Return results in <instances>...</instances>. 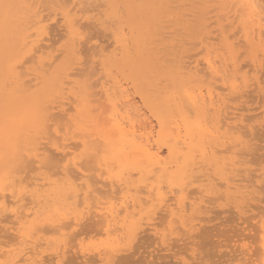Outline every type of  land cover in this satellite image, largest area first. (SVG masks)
<instances>
[{
	"label": "bare ground",
	"instance_id": "1",
	"mask_svg": "<svg viewBox=\"0 0 264 264\" xmlns=\"http://www.w3.org/2000/svg\"><path fill=\"white\" fill-rule=\"evenodd\" d=\"M82 1L84 0H5L7 3L33 5V7L16 10L19 21L13 26L7 44L2 31H0V95H3L5 91L8 56L27 59L25 53L33 51L34 46L39 51L25 65V75L19 79H14L9 84L10 90L12 88L21 90L27 88L36 94H40L46 89L51 91L65 88L64 95L67 96L68 92L72 90L77 77L87 76L91 70L86 63L89 61L87 60L84 63L86 66L77 64L72 68L73 76L69 77L67 75L73 59V47L71 44L66 46L68 55L66 58L61 57L64 63L56 59L60 55V53H56L57 55L52 53L57 51V48L54 49L53 47V41L56 40L54 39L56 36L53 38L54 40L51 39L52 41H50L52 45L49 41L47 45V39L50 40V37L48 38V28L46 33L42 34L38 30L39 25L35 23V20L38 19L35 15L37 12L36 5L41 6L39 12L47 24L49 21L57 19V9L51 7L52 5L73 4L75 5L72 9L74 15L81 18L95 12V14H99V10L102 7L110 6L104 7L102 10L114 18L115 26L118 29L115 33L107 32L111 33L114 42V48L111 51L108 50L109 53H112V56L108 59L107 68L101 69L97 67V71L95 69V73L99 71L98 73L101 74V71H103V78L99 81L96 79V81L94 79L91 81V87L87 89L88 103L83 106V110L78 114L80 126L88 129L87 140L90 158L86 157L83 161L77 162L75 166L70 165L67 169L64 168V163L69 160V155L66 154V151L76 156L80 149L74 146L79 144L84 138L83 134L72 138L70 141L76 140V142L74 145L69 143L67 149L63 147V137L59 142L60 151H57L52 143L44 144L41 147V160L33 163L34 165L36 164V168L32 169L35 166L31 164L32 167H29L31 170L28 171L29 173L37 169L35 172L38 174L34 173L36 175V177L34 176L35 178H30V180L26 178L25 180V183L30 184L38 191V198L33 201L30 195L27 196L25 199L29 207H23L25 200L18 202V206L22 209V216H14L12 213L4 214L0 210V223L11 221L10 223L12 224L13 222L14 224V230L18 227V230L15 231L18 240L16 239L15 241L12 235L9 238L11 241L9 239L8 241L0 240V261L5 262V264H11L12 261L17 259L21 261V264H25V262L31 264L32 261L37 260L42 261L43 264H55L57 260L64 259L65 251L68 248L66 240L70 241L73 238L71 233L74 234V238H76V235L78 239L80 234H90L95 237L103 236L97 237L98 240L95 242L100 251L94 248L89 252H84L79 251L80 248H75L80 253L79 255L77 253L80 261H77V257L74 264H87L92 260L94 262V258L97 257L101 260L102 256L107 258L112 255L115 258L118 253L122 254L123 251L130 249L128 247L132 243L129 244L126 235L128 227L125 215L127 214V223L129 224L133 219L132 211L134 208L137 210V217L139 216L140 203L142 199L147 198L148 187H151L152 183L158 184V179L149 182L148 187H143L139 172L136 173L137 177H127L123 185L119 181L114 182L113 179L106 178L110 175L109 168L112 165V157L114 155L125 162L131 161L135 163L137 167L144 170L145 175H148L150 171H155L156 177H159L161 172L166 173V200L161 205L157 199L152 220H154V215L157 216L158 211H163V215L158 214L157 218H160V216L162 219L165 218L166 226H168L169 221H173L176 233H181V229H183L185 231H183V234L187 233L189 236L185 235L190 239L191 234L200 227L201 221L205 223L208 220L202 213L206 214L211 211V204L214 201L221 199V205L218 203L220 206L225 204L226 201L230 202L229 205L234 203L235 207H233L237 208L238 211H236L240 213L239 210L243 211V207L250 208L249 202L258 199L256 192L258 193L261 190V188L257 190L256 186L259 188L258 183H261V180L264 179L262 173L258 174H261L262 177H259L261 180L255 177V179L252 178L253 181L252 179L248 180L246 177V173H250L249 170H252V168L249 169L250 165H248L252 161H249L247 157L253 153L252 150L254 149L253 147L251 150L248 146L250 141L248 136L251 134L248 131L251 128L248 130L244 129L246 128L244 123L250 124V122L243 123V119L248 117H241V111L239 112L236 106H231V100L233 102L237 97L239 99L242 94L235 95L231 93L230 77L233 73L226 65L231 64L235 52L243 46L251 45L257 50L260 49L261 25L264 23L261 19V8L264 7V0H90L92 1V8H85V4L84 8H81L80 6L83 5ZM88 3L90 5L91 2L86 0L87 5ZM96 3L97 6H95ZM241 5H255V8L238 7ZM111 23L112 21H110ZM236 24L237 28L233 31H237L236 34H240L238 39L241 42L235 38L237 40H234L235 48L229 49L228 43L233 41L235 37L233 34L235 33L228 34V32L232 27L235 28ZM52 25L54 26L53 23ZM225 25H230L227 31L224 30ZM92 26L95 27V25ZM211 28L214 29V32ZM182 30L189 31V35L190 32L195 31V36L191 33L192 36L187 37V32H180ZM64 31L63 34L66 36V29ZM59 33L62 34L61 32ZM181 33L183 36H181ZM213 33L217 34L213 36ZM58 36L57 33V40ZM117 36L120 38L119 41H117ZM193 37L196 41L192 44H199L201 47L200 51L205 52L202 61L201 59H190L193 57L186 54L187 49L190 48L186 44H189L190 41L186 42L185 40ZM213 39L218 42L216 43ZM80 47V44L77 43L76 48ZM59 51L61 50L59 49ZM87 51L85 50V52ZM88 52L91 53L90 51ZM84 66L86 69L83 68ZM248 67L253 70L258 69L259 58L256 59L255 64L250 61ZM225 74H227L229 79H226ZM69 81L71 82L69 83ZM218 83L220 84L219 86ZM128 85L132 90L134 89L133 92L129 91L130 87ZM256 85H259V83L257 82L255 87ZM259 87L257 86L258 89ZM222 91L225 93H222ZM136 96L139 98L138 100L143 102L144 111L140 109L141 106L138 105L137 102L139 101L136 100ZM74 111L75 107L73 106ZM261 112L263 114L259 111L260 116L261 114L262 116H258V118L264 117V110L262 109ZM248 119L250 120V118ZM255 126L253 125L254 128ZM257 128L259 126L256 127V130ZM80 147L82 148L84 145L80 144ZM169 149H171V154ZM58 154H60L59 157ZM45 156L50 157L53 164L59 160V163L55 164L58 166L54 165L55 167L53 166L54 168L51 169L52 171L54 169L56 175H50L49 172L45 171H50L49 167L47 169L37 167L38 164L44 163ZM77 160L79 161V157H77ZM60 161H63L62 165ZM81 163L83 167H81ZM258 164L261 165L259 166L261 169V162ZM2 167L3 165L0 163V168ZM90 167H94L95 172H92ZM259 168L258 171L260 170ZM57 169L59 170L56 172ZM262 169L264 168L262 167ZM89 170L91 171L89 172ZM185 172H187L189 178L194 177V179L192 183L184 184V199L182 200L179 188H168L167 178L172 177L177 183H183ZM93 174L95 175L93 176ZM57 177L60 178V182L53 183V181L57 180ZM137 184H141L139 191L136 189ZM191 186L196 188H189ZM260 186L263 188V185L260 184ZM130 188L131 194H129ZM208 192H212V195H207L206 193ZM152 195L155 197L156 193ZM133 199H135L134 204ZM227 202L226 205H228ZM121 203H127L130 207H125L121 210ZM206 204L211 207L208 205V208ZM9 207H12L11 197H9ZM58 209L59 213L57 212ZM245 210L248 211L247 208ZM173 213H175V216ZM186 217L189 219L185 224L183 221ZM145 221L144 224L154 226L153 222ZM158 222L155 223L157 224ZM32 224H35L39 230L29 239L26 233ZM84 224L88 226L82 227ZM144 224L140 225L139 230L136 232L135 240L136 235L141 232L143 235L140 234L139 238L137 236V240L142 236L145 238L147 229L146 227L145 229L143 228ZM1 225L3 226L4 224ZM1 225L0 228H2ZM89 226L91 227L88 228ZM74 228L76 230L79 229L78 234L75 230L73 231ZM6 229V231L1 229L0 231L6 233L11 228ZM105 229H108V231L106 232ZM160 229L158 231H162L164 227H160ZM200 229L199 231H201ZM212 229L210 230L211 232ZM218 229L216 230L218 231ZM202 231L204 234L206 233L204 230ZM210 231H208L209 234ZM22 232L25 233L24 236H21ZM49 232H51V237L48 235ZM170 232L171 230L169 234ZM257 232L262 235L261 229ZM10 233L13 234L12 231L9 232V235ZM54 234L57 236L53 237L55 236ZM260 234L259 247L262 242ZM150 236L149 234L148 239H151ZM202 237L204 236L202 235ZM5 238L7 239V236ZM168 240H170L169 237ZM190 241L188 240L186 243H190ZM70 243L69 245H72ZM73 243L74 245L72 246L77 245L76 242ZM149 244L152 245L151 242ZM193 244L195 243L193 242L192 246H194ZM65 245H67L66 249L63 250ZM79 245L80 241L77 247ZM132 246H135V243ZM175 246L177 245L175 244ZM184 246L187 245L181 246V249ZM113 247L118 249V251L113 252ZM244 249L241 251L245 252ZM194 250H196L195 246L193 251L191 249L190 252H194ZM92 251H95L96 254H94L95 252L91 254ZM262 251L264 250L260 248V256ZM238 252L240 253V251ZM174 253L176 254V252ZM121 254H119L122 259L121 262L123 260L129 261V256H132L129 255L125 259L123 254ZM197 254L200 255V252ZM244 255H241L242 257L236 255L238 258L234 255L233 258L236 259L234 264H238L240 261H244L247 264L250 256L243 257ZM230 256L232 257V255ZM197 258H201V261H203L201 256H197ZM245 258H247V261ZM253 259L255 258H252V262L255 264L256 259ZM125 261H123L124 264L131 263V260L129 262ZM206 261H208V258Z\"/></svg>",
	"mask_w": 264,
	"mask_h": 264
},
{
	"label": "snow or ice",
	"instance_id": "2",
	"mask_svg": "<svg viewBox=\"0 0 264 264\" xmlns=\"http://www.w3.org/2000/svg\"><path fill=\"white\" fill-rule=\"evenodd\" d=\"M32 7L33 5H15L7 3L5 0H0V31H2L5 37L6 44L12 33L13 26L19 21L16 10ZM35 7L37 8L35 15L38 17L35 23L39 25L38 30L42 34L46 33L48 24L45 23L44 17L40 15L39 9L41 6L36 5ZM51 7L57 9L58 18L49 22L60 24L61 28L66 29L67 33L59 46L61 51L56 59L61 60V57L66 58L68 55L66 46L71 44L73 47V59L67 75L69 77L73 76L74 72L72 68L77 64L83 65L89 59L91 61V71L87 76L78 77L76 79L72 90L68 92L67 96L64 95L65 88L51 91L46 89L40 94H36L27 88L23 90L12 88L10 90L9 84L12 83L14 79H19L25 75V65L28 64L29 59L35 57L39 49L34 46L33 51L25 53L27 59L8 56L5 91L3 95H0V163L3 165V167L0 168V210H2L4 214L12 213L14 216H22V209L18 206V202L25 200L23 207H29L25 198L29 195L32 197L33 201L38 198V191L30 184L25 183V180L27 172L30 170L29 165L33 164L35 161L41 160L40 149L44 144L52 143L53 147H55L57 151H60L61 146H59V142L62 137L63 147L67 149L72 138L83 134L84 138L79 144L74 146L80 149L77 155L73 156L70 152L66 151V154L69 155V160L64 163V168L67 169L70 165L75 166L77 162L83 161L86 157L90 158L87 140L89 134L88 129L80 126L78 114L83 110V106L88 103L87 89L91 87V80L95 78L99 81L103 78V71H101L100 76L97 77L95 69L97 67L101 69L107 68L108 59L112 56V53H109L106 48L102 47L99 40L93 39L90 33L93 24L104 31L113 33L117 32L118 29L115 26L114 18L104 11L99 14L92 13L81 18L74 15L72 9L75 5L73 4L52 5ZM80 7L84 8V5ZM238 7L255 8V5H241ZM261 12V19L264 21V7L261 8ZM81 19L89 23L86 25L81 22ZM110 21H112L111 24ZM228 27H230V25H225L224 30L227 31ZM116 38L117 41H119V36ZM77 43L81 45L80 48H76ZM85 43H89V48L92 49L90 56H88L82 47ZM228 48L234 49L235 42L230 41L228 43ZM241 57H243V59H241ZM257 58H259L258 69L253 70L250 67H244L246 61L250 60L252 64H255ZM61 62L64 63L63 60H61ZM226 67L230 68L233 73L230 77L232 94H242L249 86H255L257 82L260 85L261 91L264 92V23L261 25L260 49L257 50L251 45L241 47L235 52L231 64L226 65ZM212 70L217 71L216 69ZM256 73H258V76ZM217 74L219 75L218 72ZM225 75L226 79H229L227 74ZM70 82L71 81H69V83ZM73 106L75 107L74 112ZM259 123L261 128L264 129V119L260 120ZM80 144H83L84 147L81 148ZM169 151L171 154V149H169ZM77 157H79V161ZM43 166H47L51 170L54 164L50 157L45 156L44 163L37 165V167ZM81 167H83L82 163ZM138 172L140 173V181L143 187H148L149 182L154 179H158V184L152 183V186L148 187V196L146 199H142L140 203L138 217L135 208L132 211L133 219L130 224L127 223V214L125 215V221L128 227L126 235L129 244L133 242L140 225H142L145 220L149 223L151 222L157 199L161 205H163L166 200V173L164 172H161L159 177H156L155 171H150L148 175H145L144 170L137 167L135 163L131 161L125 162L123 159L114 155L112 157V165L109 168L110 175L106 178L113 179L114 182L119 181L121 185H123L127 177H134ZM50 175H56V173L50 171ZM262 175H264V169H262ZM193 179L194 177L189 178L187 172H185L183 183H177L174 178L168 177L167 186L169 189L179 188L181 199L183 200V186L184 184L192 183ZM59 182V177H57L56 181H53V183ZM141 184L136 185L137 191L140 190ZM261 184L264 185V179L261 180ZM153 193H156L155 197L152 195ZM129 194H131V188L129 189ZM206 194L212 195V192ZM9 197H11L12 207H9ZM134 203L135 199H133V204ZM125 207H130V205L121 203V210ZM57 212L59 213V209ZM60 214L63 215L62 213ZM173 215L175 216V213H173ZM188 219L189 218L186 217L183 223L186 224ZM169 229L173 234L176 233V227L173 221H169L162 236V241L166 246L169 242ZM38 230L35 224L29 226L28 232L26 233L28 238L30 239ZM105 231L107 232L108 229H105ZM261 231L262 242L260 248L264 250V220L261 222ZM24 235L25 233L22 232L21 236ZM106 247H108V245H106ZM244 247L247 248L249 245L245 244ZM94 248L100 251L94 241H80L81 251L89 252ZM112 250L113 252L118 251L115 247H113ZM0 264H5V262L0 261ZM11 264H21V261L17 259L12 261ZM25 264H27V262H25ZM31 264H43V262L37 260L32 261ZM55 264H66V261L57 260ZM93 264H119V262L116 261L112 255H109L107 258L102 256L99 262H93ZM176 264H205V262L180 258L176 261ZM207 264H214V262H207ZM238 264H245V262L240 261ZM247 264H253V262L248 261ZM255 264H264V251H262L261 256L256 259Z\"/></svg>",
	"mask_w": 264,
	"mask_h": 264
},
{
	"label": "rangeland",
	"instance_id": "3",
	"mask_svg": "<svg viewBox=\"0 0 264 264\" xmlns=\"http://www.w3.org/2000/svg\"><path fill=\"white\" fill-rule=\"evenodd\" d=\"M83 2H85V3H83ZM88 2H91L90 3V5H89V3H88V5L86 4V0H84V1H82V4L85 6V8H88V7H90V6H92L91 4H92V1H90V0H88ZM98 3V2H97ZM97 3H96V5L95 6H97ZM92 8V7H91ZM100 8H101V6H100ZM99 7H98V9H100ZM104 7H102L99 11H100V13L102 12V11H104V10H102ZM86 13H88V12H86ZM92 13V12H91ZM96 13V12H95ZM89 14V13H88ZM88 16V15H87ZM56 18H58L57 16H56ZM81 22L82 23H84V24H88L89 22L88 21H84L83 19L81 20ZM50 22H48V24H49ZM236 23V22H235ZM213 24V23H212ZM211 24V25H212ZM50 25V26H49ZM48 25V31H49V35H48V38L50 37V40L49 39H47V41H46V43H47V45H48V43L50 42V41H52L51 39H53L55 36V38L54 39H56L57 40V33H58V40L56 41V40H54L53 42H54V44H53V47H54V49H56L57 51H53V49H52V53H54V54H56V53H60V51H59V49H60V47H59V43L61 44V42L64 40V38H65V35L63 34V32H65L64 31V29H62V28H60L61 26H60V24H54V26L52 25V23H50ZM93 25H95V24H93ZM235 25V24H234ZM233 25V26H234ZM212 26H214V25H212ZM56 27V28H55ZM96 28V29H95ZM214 29H216L215 27H213ZM213 28H211L212 29V31L214 30ZM232 28H234V27H232ZM230 29L229 30V32H228V34L229 33H231V34H233L232 32H234L233 30H236V28H237V24H236V27L234 28V29ZM58 29V31L59 32H61L62 34H60L58 31L56 32V30ZM92 29L93 30H91V33L90 34H92V36H93V38H94V34H95V38L94 39H97V40H99L100 41V45L102 46V47H106V49H107V51L108 50H112L113 48H114V42H113V38H112V36H111V33H107L108 31H104L103 29L101 30V28H98L97 26H92ZM96 30H98L97 32H95ZM55 31V32H54ZM105 33H104V32ZM183 31L184 30H182V31H180V32H182L183 33ZM99 32V33H98ZM187 31H184V33H186ZM189 32V31H188ZM187 32V37L188 36H190L191 35V33H192V35L193 36H195V31H192V32H190V35H189V33ZM214 32V31H213ZM216 32V31H215ZM237 32V31H236ZM236 32H234L235 34H236ZM56 33V34H55ZM102 33H103V35H102ZM106 33H107V35H106ZM182 33H181V36H183L182 35ZM101 34V35H100ZM109 34V35H108ZM217 34V33H216ZM216 34H212L213 36L214 35H216ZM233 34V36H235L234 38L233 37H231V38H233V41L235 40V41H237L236 39H238L239 38V33L238 34ZM61 35H62V37H61ZM100 35V36H99ZM186 35H184V36H186ZM191 35V36H192ZM64 36V37H63ZM99 36V37H98ZM238 36V37H237ZM61 37V38H60ZM101 37V38H100ZM104 37H105V39H104ZM109 37H110V39H109ZM230 38V39H231ZM236 38V39H235ZM61 39H63V40H61ZM110 41H109V40ZM216 39V38H215ZM215 39H213V40H215ZM102 40V41H101ZM238 40H240V39H238ZM49 41V42H48ZM56 41V42H55ZM186 42H188V41H190V43L188 44H186L187 45V47H190V48H188L187 49V51H186V54L188 55H190V57H193V58H190V59H197V60H199V59H201V61H202V58H203V56H204V54H205V52L204 51H200V45L199 44H192V43H195L194 41H196V39L193 37V38H188V40H185ZM216 41V40H215ZM52 42V43H53ZM110 42H112V43H110ZM213 42V41H212ZM218 41H216V43H217ZM240 42H241V40H240ZM57 43V45H55ZM90 43V42H89ZM89 43L87 44V43H85L82 47H83V49H84V47H86V45H87V47L84 49V50H88V49H90V50H88V51H90V52H92V49L91 48H89ZM111 45H110V44ZM214 43V42H213ZM215 43V44H216ZM50 44H51V42H50ZM106 44V45H105ZM192 44V45H191ZM52 45V44H51ZM51 45H49V47L51 46ZM105 45V46H104ZM108 45V46H107ZM195 45V46H194ZM219 45H220V41H219ZM81 46V45H80ZM212 46H213V44H212ZM214 46H216V45H214ZM217 46H218V44H217ZM216 46V47H217ZM51 48H52V46H51ZM88 48V49H87ZM86 52L87 54H88V56L89 55H91V53H89V52ZM200 53H199V52ZM109 52V51H108ZM194 53V54H193ZM192 54V55H191ZM200 54V55H199ZM57 55V54H56ZM188 55V56H189ZM195 57H194V56ZM241 59H243V57H241ZM89 61H90V59H89ZM88 61V62H89ZM88 62H86L87 63V65H89L90 66V64H91V61L88 63ZM247 62V63H246ZM245 62V64L246 65H248L249 66V63H250V60L249 61H246ZM202 64V63H201ZM200 64V65H201ZM85 65V64H84ZM246 65H244V67H248V66H246ZM86 66V65H85ZM85 66L83 67V68H85ZM89 66H88V68H89ZM250 66H251V64H250ZM88 68H87V71H88ZM99 68V67H98ZM86 69V68H85ZM90 70V69H89ZM98 69H96V71H97ZM100 70V69H99ZM91 71V70H90ZM99 72V71H98ZM98 72H96L97 74L96 75H98L99 76V74L100 73H98ZM258 74V73H257ZM256 74V75H257ZM97 76V77H98ZM258 76V75H257ZM80 77V76H79ZM78 78V77H77ZM94 80H95V78H93ZM92 79V80H93ZM91 80V81H92ZM96 81V80H95ZM93 83V82H92ZM96 84V83H95ZM217 84V83H216ZM220 84L218 83V86H219ZM129 86V85H128ZM257 86L259 87L260 85H256V87L255 86H250V87H248L243 93H242V96L241 97H239V99H238V97L236 98V99H234V101L232 102V100H231V106L233 105V107H235L236 106V108L238 109V111L240 112L241 111V117L242 116H244L243 118H250V120L247 118V119H243V123L244 122H250V124L249 123H244L245 125H246V128H244V129H246V130H248L249 128H251V130L250 131H248V132H250L251 134H249V139H250V141H249V143H248V146L250 147V149L252 150L253 149V147H254V149L252 150L253 151V153H251V154H249V156L247 157V159H249V161H252V162H250L248 165H250V168L249 169H251L252 168V170H249L250 171V173H246L247 175H246V177H247V179L249 180V179H255V177H257L256 179H258L259 177H262L261 176V174L260 175H258L259 173H262V167L264 168V146H263V144H264V130L262 129V128H260L261 126H260V123H259V121L260 120H262L264 117H262V118H260L261 116H262V112H261V110L263 109L264 110V92H262L261 91V88L259 87V89L257 88ZM130 87V86H129ZM129 87H128V89H129ZM254 87H255V89H254ZM98 88V87H97ZM97 88H95V89H97ZM133 88V87H132ZM252 88H253V90H252ZM130 89H131V87H130ZM129 89V91H132L133 92V90L131 89L130 90ZM220 89L222 90V88L220 87ZM219 89V90H220ZM247 91H249V92H247ZM221 92V91H220ZM222 93H225L224 91H222ZM136 95V94H135ZM139 98H137V96H136V100L137 101H139V102H137L138 103V105L139 106H141V110L144 108L145 109V106H144V104H142L143 102L141 101V100H138ZM137 105V106H138ZM263 105V106H262ZM139 106H138V108H139ZM144 109L142 110V111H144ZM259 111H260V113H262L261 114V116H260V113H259ZM145 112L147 113V111L145 110ZM147 115H149V113H147ZM256 115V116H255ZM258 116H260L259 118H260V120H258L259 118H258ZM149 117L151 118V116L149 115ZM257 117V118H256ZM253 118V119H252ZM256 118V119H255ZM244 120H246V121H244ZM251 121H252V123H251ZM258 121V122H257ZM242 123V124H243ZM247 124H248V126H247ZM251 127H250V126ZM253 125L255 126V125H257V126H255V128L253 127ZM259 126V128H257V130H256V127H258ZM253 128V129H252ZM262 131H261V130ZM253 130V131H252ZM256 130V131H255ZM259 130V131H258ZM254 132V133H253ZM261 132V133H260ZM262 135V136H261ZM75 142H76V140H73V141H70L69 143H70V145H74L75 144ZM257 146V147H256ZM262 146V147H261ZM259 147V148H258ZM262 148V149H261ZM256 149V150H255ZM250 150V151H251ZM251 151V152H252ZM257 151V152H256ZM256 152V153H255ZM164 153H165V150H164ZM57 154V153H56ZM55 154V156L57 157V155ZM60 156V154H58V157ZM262 156V157H261ZM57 159V158H56ZM56 159H55V161H56ZM59 159V158H58ZM255 159V160H254ZM257 159V160H256ZM261 159H263V160H261ZM259 161V162H258ZM61 162V165H62V162L63 161H60ZM257 164H256V163ZM261 162V164H262V167H261V169L259 168V166H261L260 164H258V163H260ZM56 163H59V160H58V162H56ZM55 163V164H56ZM54 164V165H55ZM34 165V164H33ZM87 166H88V164H86ZM35 167H32L31 165H29V167L31 168L32 167V169L33 168H36V164L34 165ZM56 166V165H55ZM54 166V167H55ZM58 166V165H57ZM56 166V167H57ZM91 166V165H90ZM54 167H52V168H54ZM249 167V166H248ZM260 169L259 171H258V168ZM47 169V166H43V169ZM51 168V169H52ZM91 169H92V172H95V169H94V167H90ZM257 168V170H255ZM42 169V170H43ZM56 169V168H55ZM59 169H60V167H59ZM59 169H57L56 170V172L59 170ZM31 170V169H30ZM37 170V169H36ZM36 170H34V171H30L28 174H27V176H26V178H29V180H30V178H33L34 176L36 177V173L37 172H35ZM257 172H255V171ZM44 171V170H43ZM46 172H49V174H50V171H52V170H50V171H47V170H45ZM44 171V172H45ZM91 170H89V172H90ZM52 172H54V169H53V171ZM35 173V174H34ZM38 174V173H37ZM47 174V173H46ZM48 174V175H49ZM96 174V173H95ZM95 174H93V176L95 175ZM91 175V174H90ZM38 176V175H37ZM136 177H137V175H135ZM264 176V175H263ZM34 177V178H35ZM92 178V177H91ZM252 179V180H253ZM260 180H261V178H259ZM28 180V179H27ZM259 180V181H260ZM254 181V180H253ZM253 181H251V182H253ZM260 184L261 183H258V185H259V188H258V186H256L257 187V190H259L260 188H261V190H259V192H261L260 194H259V192L257 193L256 192V190H255V192H256V194H257V197H258V199H256V200H251V202H249V204L251 205L250 206V208L249 207H243V211H240L239 210V212L240 213H238L237 211V208L235 209L234 207V203H231L230 205H229V203L226 201V200H224V201H226L227 202V204L228 205H226V202H225V204H222V206H220L221 205V203H222V200L221 199H217L216 201H212L213 203L211 204L212 205V210L211 211H209V209H208V211L210 212H208V213H206V214H204V213H202L203 215H204V217L206 218V219H208V220H206V219H204V220H206L205 221V223L203 222V221H201L202 223L200 224V227H199V224H198V230H195L192 234H191V239L188 237L187 238V236H189V235H187V233H184L183 234V229H181V233H175V234H172V232H170V236H169V239L170 240H168L169 242H168V244H167V247H166V245L163 243V241H162V236L161 235H163L162 233L165 231V227H167L166 225V220H165V218L164 219H162V215H163V211H158V214L159 215H161L160 216V218H157L159 215L157 214V211H156V214H157V216L156 215H154V217H153V219L154 220H152L151 222H153L154 223V226H150V224L148 225V224H144L143 225V228L145 229V227H146V229H147V231H145L146 233V235H145V238H144V236H142V237H140V239H138L137 240V236H138V238H139V235L140 234H142L143 235V233L141 232L140 234L138 233L137 235H136V240H135V238H134V243H135V246H132V244L134 245V243L132 242V244L131 245H129V247L128 248H130V249H127V250H125V252L123 251L122 252V254H123V258H125V259H127V257L129 256V255H132V256H129L130 258L128 259L129 261L131 260V263H125V264H153V262H154V264H176V261L178 260V259H180V258H183V259H198L197 258V256L198 257H202V260H203V262H205L206 264H207V262H214V264H218L219 262L221 263V264H229V263H232V264H234V263H236V259L235 258H233V256L235 255H238V256H241V255H244L243 257H248V256H250V257H248V261H252V258H255V259H257V258H259L260 257V247L258 246V243H259V232H257V231H260V229H261V222H262V220H264V185H263V188L260 186ZM262 185V184H261ZM194 187V186H193ZM192 186L191 187H189V188H191V189H194V188H196V187H194L193 188ZM188 188V189H189ZM104 189H106V188H104ZM115 189V188H114ZM256 189V188H255ZM117 190V189H116ZM263 191V192H262ZM263 193V194H262ZM260 196H259V195ZM253 196L254 197H256L255 196V194H253ZM256 197V198H257ZM220 200H221V202H220ZM258 200V201H257ZM224 201H223V203H224ZM260 201V202H259ZM206 203H209V202H206ZM218 203H220V205H218ZM210 204V203H209ZM208 204V205H209ZM208 205L206 204V206L208 207ZM220 206V207H219ZM234 206V207H233ZM209 207H211L210 205H209ZM208 207V208H209ZM245 208H247V210L248 211H246L245 210ZM157 210V209H156ZM158 210H160V209H158ZM237 210V211H236ZM236 212V213H235ZM161 213V214H160ZM201 214V215H202ZM219 215H220V219H219ZM213 217V219H211L212 217ZM201 217V216H200ZM216 217V218H215ZM156 218V219H155ZM215 218V219H214ZM241 218H242V220H241ZM244 218V219H243ZM202 219V218H201ZM209 219H211V220H209ZM13 220V219H12ZM159 222H158V221ZM203 220V219H202ZM233 220V221H232ZM93 221V220H92ZM6 222V223H5ZM11 221H4L3 223H0V225L1 224H4L3 226H2V228L3 227H5V228H0L1 230H4V231H6L7 229L6 228H11V229H9L8 231L9 232H11L12 231V233L13 234H11L10 233V235H9V232L6 234L5 232H1L0 231V240H4V241H8V239L11 237V235L13 236V238H15V241H16V236H17V234H16V230H18L17 228L18 227H16L15 228V230H14V224H13V222H12V224L10 223ZM88 222H91V221H88ZM146 222V221H145ZM155 222H158L157 224L155 223ZM166 222V223H165ZM234 222V223H233ZM242 222V223H241ZM87 223V222H86ZM5 224H7V225H9V226H5ZM11 224V225H10ZM16 224V223H15ZM88 224V223H87ZM87 224H84V225H82V227H84L85 225H87ZM155 224H156V226H155ZM161 224H163V225H161ZM204 224V225H203ZM89 225H90V223H89ZM161 225V226H160ZM218 225H220V226H218ZM255 225V226H254ZM17 226V225H16ZM88 226V225H87ZM148 226V227H147ZM162 228V227H164V229H162V231H158V230H161L160 229V227ZM209 228V230H208V228ZM212 226H213V229H212ZM215 226V227H214ZM218 226V227H217ZM235 226V227H234ZM259 226V227H258ZM91 226H89L88 228H90ZM153 227H154V229H153ZM156 227H158L157 229H156ZM217 227V228H216ZM233 227V228H232ZM81 228V227H80ZM87 228V229H88ZM180 228V227H179ZM201 228V229H200ZM214 228H215V230H214ZM218 228H222V230H220V229H218ZM235 228H236V231H235ZM257 228V229H256ZM6 229V230H5ZM13 229V230H12ZM82 229H86V228H82ZM153 229V230H152ZM199 229L201 230V231H199ZM207 231H206V230ZM212 229V232L210 231ZM216 229H218V231L216 230ZM232 229V230H231ZM75 230V232L78 234V232H79V229H73V231ZM177 230H179L178 228H177ZM202 230H204V232H206L205 234L203 233V231ZM224 230V231H223ZM227 230V231H226ZM234 230V231H233ZM14 231V232H13ZM69 231H72V230H69ZM68 231V232H69ZM157 231H158V233H157ZM170 231V230H169ZM208 231H210V234H209V232ZM74 232V233H75ZM144 232V231H143ZM148 232V233H147ZM157 234H156V233ZM162 232V233H161ZM178 232V231H177ZM185 232V231H184ZM221 232V233H220ZM50 233L51 232H49V234L48 235H50ZM75 233V234H76ZM161 233V234H160ZM194 233H196V234H194ZM201 233H203L202 235L204 236V237H202V235H201ZM212 233V234H211ZM225 233V234H224ZM151 235L150 237H151V239H148V235ZM187 236H186V235ZM193 234H194V236H193ZM208 234V235H207ZM227 234H228V236H227ZM232 234V235H231ZM6 237L7 236V239L4 237V236ZM55 236H53V237H56L57 235L56 234H54ZM71 235L73 236V238H74V234H72L71 233ZM183 235V236H182ZM195 235H196V237H195ZM201 235V236H200ZM261 235V234H260ZM87 236V237H86ZM102 236V235H101ZM101 236H97L98 238H100ZM156 236V237H155ZM254 236V237H253ZM48 237V236H47ZM49 237H51V235L49 236ZM48 237V238H49ZM68 237V236H67ZM67 237H66V239H67ZM69 237H70V235H69ZM69 237H68V239H69ZM75 237L77 238V236L75 235ZM78 237H79V239L77 238H70L71 240L69 241V240H66V243H68L67 245H65V247H64V249L63 250H65L66 249V246L69 248V250H68V248L66 249V251H65V254H64V259H63V261H66V264H74L75 263V261H76V259H77V257H78V255L80 254L79 253V251H80V245H79V247H77L78 246V243H79V241H81V240H85V241H88V240H90L91 239V241L93 240L94 242H97V240H98V238L97 237H95V236H92V235H90V234H80V235H78ZM83 237V238H82ZM92 237V238H91ZM103 237V236H102ZM149 237V238H150ZM174 237V238H173ZM181 239H180V238ZM192 237H194V238H192ZM255 237H257V238H255ZM88 240H87V239ZM97 238V239H96ZM154 240H153V239ZM156 238H158V239H156ZM172 238H173V240H172ZM198 238V239H197ZM201 238V239H200ZM156 239V240H155ZM176 239V240H175ZM186 239V240H185ZM193 239V240H192ZM255 241H254V240ZM12 240H14V239H12ZM18 240V239H17ZM74 240V241H73ZM152 240V241H151ZM175 240V241H174ZM184 240V241H183ZM190 241V240H192V241H190V243H186V241ZM196 240V241H195ZM9 241H11L10 239H9ZM15 241H14V243H15ZM71 241H73V242H76V246H72V245H74V243L73 242H71ZM78 241V242H77ZM136 241V242H135ZM71 242V243H70ZM144 242V243H143ZM147 242V243H146ZM151 242V244L152 245H150L149 243ZM174 242V243H173ZM195 243V244H193L195 247H196V250H194V252H190L191 251V249H192V251H193V248H194V246H192V243ZM12 243H13V241H12ZM69 243L70 244H72V245H69ZM170 243H173V244H170ZM182 243V244H181ZM199 243V244H198ZM138 244V245H137ZM141 244V245H140ZM175 244L177 245V246H175ZM180 244V245H179ZM187 245V246H184V247H182V249H183V251H185V253H183V251H182V249H181V246H183V245ZM190 244V245H189ZM245 244H247V245H249V247H247V248H245L244 247V245ZM147 245V246H146ZM171 245V246H170ZM198 245H200V246H198ZM141 246V247H140ZM142 246H144L143 248H142ZM153 246V247H152ZM235 246H236V248H235ZM257 246V247H256ZM71 247H73V248H71ZM75 248H78L79 249V251L77 252V249H75ZM171 248V249H170ZM202 248H204V249H202ZM247 249V250H245V249ZM258 248V249H257ZM132 249V250H131ZM188 249H190L189 251H188ZM244 249V251L245 252H243V251H241V250H243ZM68 250V251H67ZM71 250V251H70ZM177 250V251H176ZM204 250V251H203ZM232 250V251H231ZM182 251V252H181ZM202 251V252H201ZM206 251V252H205ZM238 251H240V253L238 252ZM66 252H68V253H66ZM71 252V253H70ZM93 252H95V251H92L91 252V254H93ZM173 252V253H172ZM174 252H176V254L174 253ZM200 252V255H198L197 253H199ZM226 252V253H225ZM235 254H234V253ZM243 252V253H242ZM49 253V252H48ZM73 253V254H72ZM77 253H78V255H77ZM128 254L127 256H126V254ZM191 253V254H190ZM195 253V254H194ZM208 253V255H206ZM218 253V254H217ZM239 253V254H238ZM94 254H96V252L94 253ZM119 254H121V253H118V255L114 258L116 261H118L119 262V264H124L123 263V261H125V260H123L122 262H121V257H119L120 255ZM121 254V255H122ZM175 254V255H174ZM197 254V255H196ZM211 255V258H210V255ZM226 254H227V256H226ZM234 254V255H233ZM241 254V255H240ZM247 254H249V255H247ZM47 255H49V254H47ZM77 255V256H76ZM185 255V256H184ZM193 257H192V256ZM196 255V256H195ZM206 255V256H205ZM230 255H232V257L230 256ZM126 256V257H125ZM190 256V257H189ZM195 256V257H194ZM209 256V257H208ZM218 256H220V257H218ZM120 259H119V258ZM140 257V258H139ZM218 257V258H217ZM242 257V256H241ZM208 258V261H206V259ZM236 258H238L237 256H236ZM240 258V257H239ZM146 259V260H145ZM214 259V260H213ZM235 259V261H233ZM247 258H245V260H246ZM255 259H253V260H255ZM71 260V261H70ZM94 262H99L100 261V259H98V257L97 258H94ZM151 260V261H150ZM230 260V261H229ZM77 261L79 262L80 261V259H79V257H78V259H77ZM129 261H125V262H129ZM132 261H133V263H132ZM196 261H201V258H199L198 260H196ZM224 261V262H223ZM247 261V260H246ZM256 261V260H255ZM136 262V263H135ZM144 262V263H143ZM146 262V263H145ZM226 262V263H225ZM228 262V263H227ZM219 263V264H220ZM81 264H86V263H81ZM87 264H93V260L92 261H89Z\"/></svg>",
	"mask_w": 264,
	"mask_h": 264
}]
</instances>
